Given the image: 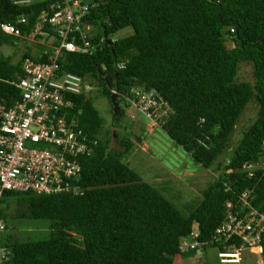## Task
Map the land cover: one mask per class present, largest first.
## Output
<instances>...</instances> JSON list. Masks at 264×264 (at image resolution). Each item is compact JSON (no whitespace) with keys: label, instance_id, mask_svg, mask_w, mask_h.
I'll return each instance as SVG.
<instances>
[{"label":"trees","instance_id":"1","mask_svg":"<svg viewBox=\"0 0 264 264\" xmlns=\"http://www.w3.org/2000/svg\"><path fill=\"white\" fill-rule=\"evenodd\" d=\"M59 1L0 0V98L9 105L22 97L17 82L27 75L26 60L48 62L59 43L54 25L40 26L42 14L51 16ZM79 1L88 9L76 15L70 39L77 36L81 44L79 25L90 46L63 49L60 69L86 77L108 98L111 89L136 99L152 93L157 104L148 111H167L160 133L196 164L219 173L198 201L179 206L166 187L146 180L127 160L133 139L142 138L126 108L113 114L115 128H106L92 97L74 95L75 105L61 113L68 122L79 120L92 147L74 158L76 174L60 171L54 190L3 192L2 264H177L179 257L208 264L207 252L181 242L200 241L206 251L215 245L204 242L226 219L228 202L241 214L248 204L264 210V0ZM2 23L20 34L4 32ZM126 28L131 32L113 38ZM52 35L58 38L49 41ZM22 43L29 49L16 59L14 48ZM243 64L251 66L252 79L239 76ZM251 103L256 114L234 140ZM34 220L44 225L22 227Z\"/></svg>","mask_w":264,"mask_h":264},{"label":"built area","instance_id":"2","mask_svg":"<svg viewBox=\"0 0 264 264\" xmlns=\"http://www.w3.org/2000/svg\"><path fill=\"white\" fill-rule=\"evenodd\" d=\"M79 2L59 1L51 16L42 14L40 26L46 21L54 25L59 35L55 38L59 43L53 46L48 62L26 60L27 75L17 82L22 90L21 99L9 105L0 98V197L6 189L54 190V183L61 181L60 171H64L65 175L76 174L79 166L74 158L90 149L88 137L76 127V121L71 119L68 122L66 115L61 113V109L70 110L75 105L74 95L86 93L91 88L82 76L62 71L58 63L63 49H89L90 42L79 25H75V29L80 31L81 44L75 42L77 36L70 39L76 15H83L88 9V4L80 5ZM1 28L6 33L20 34L19 29L9 23H2ZM87 29L90 27L87 26ZM152 100L146 93L138 101L127 98L130 104L142 105L146 109ZM35 143L41 146H35ZM57 188H61L60 184ZM227 205L226 219L216 228L213 237L204 243L215 244L219 264H241L246 249L262 245L264 210L248 204L250 210L241 214L231 210L230 202ZM4 227L0 219V234ZM199 244L200 241L196 240L188 246H197L198 252H201ZM6 254V250L0 247V264Z\"/></svg>","mask_w":264,"mask_h":264},{"label":"rangeland","instance_id":"3","mask_svg":"<svg viewBox=\"0 0 264 264\" xmlns=\"http://www.w3.org/2000/svg\"><path fill=\"white\" fill-rule=\"evenodd\" d=\"M129 32H131L130 28L119 30L113 35V38L117 39ZM25 39L26 43L32 42L30 37H25ZM21 49L26 50L29 48L24 43L19 47H15L14 50L17 51L15 54L16 59L21 55ZM9 50L12 52L13 48L10 46ZM251 70L252 68L249 64H243L239 71V76L243 79H252ZM91 97L93 106L102 117V125L106 128L114 129L115 126L112 124V104L108 96L93 89ZM152 104L153 107L156 106L155 103ZM125 112H127V117L133 121V129L142 138L141 141L133 139L135 147L127 156V160L132 161V166H136L143 173L146 180L153 182L157 187H166L167 195L179 206L182 204L190 205L198 201L202 190L213 179V176L218 175L219 170L204 168L196 164L192 157L172 142L167 135L160 133L158 130V127L162 124L160 116L167 114L166 109L163 108L152 114L144 106L140 105L139 107H135V109L126 107ZM255 114V106L251 103L236 125L234 140L241 137V130L249 124ZM12 205L13 203H10V209ZM43 225V221L34 220L27 222L22 227H41ZM22 227H19L20 230ZM19 234H22L21 231H19ZM178 259L177 264H195L193 260L188 258L179 257ZM207 259L208 264H219L214 248L208 249ZM203 261L204 258L202 259ZM241 264H259L258 256L250 253L249 249H247L243 253Z\"/></svg>","mask_w":264,"mask_h":264},{"label":"clouds","instance_id":"4","mask_svg":"<svg viewBox=\"0 0 264 264\" xmlns=\"http://www.w3.org/2000/svg\"><path fill=\"white\" fill-rule=\"evenodd\" d=\"M17 1H19V0H17ZM90 27V26H89ZM91 28V27H90ZM51 41L52 40H54L55 39V35H52L51 37ZM111 39H109V42H111L110 41ZM50 41V40H49ZM78 75V74H77ZM81 76V75H80ZM83 77V76H82ZM83 79H84V81H86L88 84H90L91 85V83H90V81L86 78V77H83ZM96 90V87H94V86H92L91 85V88L86 92V93H81L82 95H86V97H91V94H92V90ZM112 94H115L116 95V102H117V105H118V111L120 110V108H126V107H131V108H133V109H135V107H137V106H135V105H132V104H130L128 101H127V98L129 97V98H133V99H135V100H139L140 98H141V96L139 97V99H136L135 97H132V96H129V95H124L123 94V96L124 97H122V95H121V93L120 92H118L116 89H111V95ZM146 94H150V96L153 98V96H152V93H150V92H148V93H146ZM111 95H110V97H111ZM121 95V96H120ZM109 97V100H110V102H111V98ZM120 97H122V99L120 98ZM119 99V100H118ZM153 102L152 103H155V104H157V101L153 98V100H152ZM151 103V105L149 106V107H153V104ZM111 104H112V110L114 111V108H113V103L111 102ZM148 110V109H147ZM117 111V112H118ZM117 112H114L113 114H116ZM71 119H73L74 121H76V123H77V126H78V124H79V120L77 119V120H75L74 118H71ZM76 126V127H77ZM78 129H80L81 131H82V133H84L87 137H88V135H87V133H85L84 132V130L82 129V128H80V127H77ZM89 142H91V140L89 139V137H88V139H87V143H88V145H89ZM91 147L92 146H90L89 145V148L91 149ZM88 152V151H87ZM194 233L195 234H197V235H199V231H194ZM197 235H194V237H197ZM209 241V240H208ZM191 242H194V241H191ZM190 242V243H191ZM182 243V247L183 248H185V249H190V248H192V247H189L188 246V244L189 243H186V242H184V240L181 242ZM203 245V244H202ZM207 245H209L208 243H207ZM214 248L215 249V251H216V255H217V249H216V247H215V245H213V246H210V247H208L207 248V251H206V248H204L203 249V247H201V252H198V248L196 247V253H198V254H200V253H205V252H208V249L209 248ZM195 249V248H194ZM218 258V257H217ZM242 263V262H241Z\"/></svg>","mask_w":264,"mask_h":264},{"label":"crops","instance_id":"5","mask_svg":"<svg viewBox=\"0 0 264 264\" xmlns=\"http://www.w3.org/2000/svg\"><path fill=\"white\" fill-rule=\"evenodd\" d=\"M263 251H264L263 244L261 246H257V247H254V248H250L249 249V252L250 253L255 254V255L258 256V263L259 264H262L263 263V257H264V252ZM242 260H243V257H242Z\"/></svg>","mask_w":264,"mask_h":264},{"label":"water","instance_id":"6","mask_svg":"<svg viewBox=\"0 0 264 264\" xmlns=\"http://www.w3.org/2000/svg\"><path fill=\"white\" fill-rule=\"evenodd\" d=\"M110 98H111V102L113 103L114 112H117L118 111V105H117V102H116V99H115L116 95L112 94Z\"/></svg>","mask_w":264,"mask_h":264}]
</instances>
